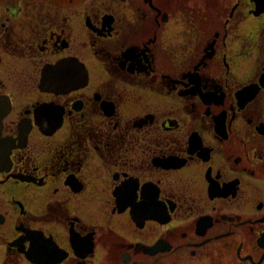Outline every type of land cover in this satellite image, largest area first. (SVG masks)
<instances>
[{
    "label": "flooded vegetation",
    "instance_id": "1",
    "mask_svg": "<svg viewBox=\"0 0 264 264\" xmlns=\"http://www.w3.org/2000/svg\"><path fill=\"white\" fill-rule=\"evenodd\" d=\"M60 61L85 83L41 87ZM6 96L0 192L58 177L94 213L95 174L107 197L99 222L0 201V264H264V0H0Z\"/></svg>",
    "mask_w": 264,
    "mask_h": 264
},
{
    "label": "rangeland",
    "instance_id": "2",
    "mask_svg": "<svg viewBox=\"0 0 264 264\" xmlns=\"http://www.w3.org/2000/svg\"><path fill=\"white\" fill-rule=\"evenodd\" d=\"M79 10V8H76ZM83 25L79 22V20L74 21V34L82 43L85 40V30L82 27ZM86 53L91 60L90 64H88V75H89V84L95 85L98 82H102L108 78L107 72L103 67L102 63L99 62L96 58H94L91 53L86 49ZM18 90V89H17ZM24 90V89H23ZM91 165H95V162L90 158L89 159ZM90 182L88 184L89 193L93 195L94 202L93 205L95 207V214L89 212L86 209H82L80 205L72 198L71 194L66 190L61 178L52 177L44 185L29 187L28 189L24 188L21 184L10 183L6 184L2 187L0 192V201L2 203H7L12 196H16L22 199L29 210L34 214H40L46 207V203L52 200H63L66 201L71 209L74 210L75 213H78L84 219L89 220L92 216H98L102 213L101 205L104 203L105 198L107 197V193L105 192V184L104 182L95 174H91ZM69 197H71L69 199ZM69 199V200H68ZM99 208V209H98ZM98 210V211H97ZM97 220L96 222H99ZM104 258V257H101Z\"/></svg>",
    "mask_w": 264,
    "mask_h": 264
},
{
    "label": "water",
    "instance_id": "3",
    "mask_svg": "<svg viewBox=\"0 0 264 264\" xmlns=\"http://www.w3.org/2000/svg\"><path fill=\"white\" fill-rule=\"evenodd\" d=\"M67 60H69V58H67ZM65 63L68 62H58L57 64L51 65V66H47L44 67L42 70V76H41V87H44L46 85V82L52 79H56L58 80L60 77L64 78L67 81L68 86L70 85L69 88H73V87H78L81 86L85 83L86 79H87V71L85 69V67L83 66V64L81 63H74V65H67L65 66ZM61 67V68H58ZM48 68V69H46ZM254 88L250 90L251 86H244L238 93V100L240 101V103L244 104L246 101H248L249 99H251V97L254 95L258 85L255 84L253 85ZM242 100H241V98ZM6 100H0V125H1V121L2 118L5 116V114L7 113L8 109H9V105L10 102L8 100V97L6 96ZM20 127V126H19ZM28 129L24 130V132H21V127H20V134L19 137L26 136V132ZM7 151L5 154L2 155V153L0 152V161L3 158L7 157ZM28 253V251H27ZM29 255V254H28ZM29 259H33V258H29ZM43 259H35V261L37 263H42Z\"/></svg>",
    "mask_w": 264,
    "mask_h": 264
}]
</instances>
